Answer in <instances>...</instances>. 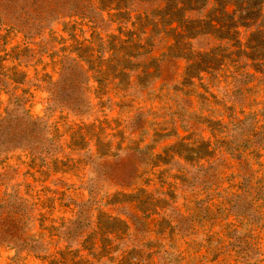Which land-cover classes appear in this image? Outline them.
I'll return each instance as SVG.
<instances>
[{
    "label": "rangeland",
    "instance_id": "1",
    "mask_svg": "<svg viewBox=\"0 0 264 264\" xmlns=\"http://www.w3.org/2000/svg\"><path fill=\"white\" fill-rule=\"evenodd\" d=\"M0 264H264V0H0Z\"/></svg>",
    "mask_w": 264,
    "mask_h": 264
},
{
    "label": "trees",
    "instance_id": "2",
    "mask_svg": "<svg viewBox=\"0 0 264 264\" xmlns=\"http://www.w3.org/2000/svg\"><path fill=\"white\" fill-rule=\"evenodd\" d=\"M163 2V0H159V3H162ZM176 11L177 10H181V9H179V8H176L175 9ZM173 22H175V23H177L178 25H179V23L181 22L180 20H177V19H175V21H173Z\"/></svg>",
    "mask_w": 264,
    "mask_h": 264
}]
</instances>
